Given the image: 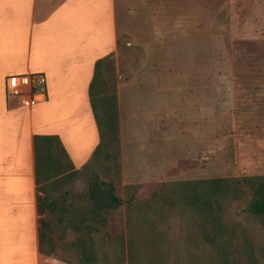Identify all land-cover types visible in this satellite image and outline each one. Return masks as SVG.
Here are the masks:
<instances>
[{
	"label": "crops",
	"instance_id": "obj_1",
	"mask_svg": "<svg viewBox=\"0 0 264 264\" xmlns=\"http://www.w3.org/2000/svg\"><path fill=\"white\" fill-rule=\"evenodd\" d=\"M117 5L116 0H0V264H66L39 250L33 136L57 135L79 173L88 164L98 144L88 87L95 61L118 45ZM23 75L46 78L44 100L31 107L6 96L7 78ZM169 85L137 94L146 102L129 128L121 91L129 86H119L124 182L164 180L176 163L183 164L186 180L206 179L208 167L226 170L218 178L229 177L234 161L254 166L264 160L252 144L234 148V104L223 103L221 91H208L222 84ZM225 100L234 101V90ZM215 143L221 146L214 148Z\"/></svg>",
	"mask_w": 264,
	"mask_h": 264
},
{
	"label": "rangeland",
	"instance_id": "obj_2",
	"mask_svg": "<svg viewBox=\"0 0 264 264\" xmlns=\"http://www.w3.org/2000/svg\"><path fill=\"white\" fill-rule=\"evenodd\" d=\"M116 1L124 7L117 5L116 8L120 35L104 73L117 92L119 86H129L121 89L125 128L134 127L136 109L146 102L137 95L141 91L168 90L162 87L173 82L222 84V89L208 91H221L223 103L234 104V148L245 150L252 144L263 156L264 0ZM232 90L234 101H226ZM213 146L219 148L221 144ZM215 168L208 167L210 171L206 179L227 173ZM183 169L182 163H176L164 180H139L142 182L130 184L140 185L137 197L144 199L162 183L187 181ZM91 171L107 180L102 167L86 165L71 186L73 200L85 197ZM252 175L264 176V160L254 166L234 161V176L229 177ZM121 184L128 185L122 175ZM225 219L228 228L236 235L231 242L234 253L229 256V261L233 264H264V235L255 224H250L243 206L233 204ZM118 220V216L109 218L108 231L113 235L123 231ZM171 223L168 264H209L205 245L194 237L189 239L182 227ZM57 254L76 263L73 253L57 251Z\"/></svg>",
	"mask_w": 264,
	"mask_h": 264
},
{
	"label": "trees",
	"instance_id": "obj_3",
	"mask_svg": "<svg viewBox=\"0 0 264 264\" xmlns=\"http://www.w3.org/2000/svg\"><path fill=\"white\" fill-rule=\"evenodd\" d=\"M110 57L95 61L88 87L98 144L87 165L102 167L107 180L91 171L85 197L73 200L71 186L79 171L60 138L33 136L39 250L66 264H168L172 221L205 245L209 264H233L229 256L236 235L225 215L233 204L242 205L250 224L264 235V176L166 182L139 199V184H121L117 89L104 73ZM111 216L123 225L119 234L108 231ZM57 251L73 253L76 263Z\"/></svg>",
	"mask_w": 264,
	"mask_h": 264
},
{
	"label": "built area",
	"instance_id": "obj_4",
	"mask_svg": "<svg viewBox=\"0 0 264 264\" xmlns=\"http://www.w3.org/2000/svg\"><path fill=\"white\" fill-rule=\"evenodd\" d=\"M6 96L21 101L25 107L44 100L46 78L43 75L11 76L7 78Z\"/></svg>",
	"mask_w": 264,
	"mask_h": 264
}]
</instances>
